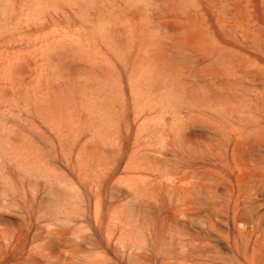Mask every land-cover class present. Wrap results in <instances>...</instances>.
<instances>
[{
	"label": "rangeland",
	"instance_id": "obj_1",
	"mask_svg": "<svg viewBox=\"0 0 264 264\" xmlns=\"http://www.w3.org/2000/svg\"><path fill=\"white\" fill-rule=\"evenodd\" d=\"M0 264H264V0H0Z\"/></svg>",
	"mask_w": 264,
	"mask_h": 264
},
{
	"label": "bare ground",
	"instance_id": "obj_2",
	"mask_svg": "<svg viewBox=\"0 0 264 264\" xmlns=\"http://www.w3.org/2000/svg\"><path fill=\"white\" fill-rule=\"evenodd\" d=\"M25 138V137H24Z\"/></svg>",
	"mask_w": 264,
	"mask_h": 264
}]
</instances>
